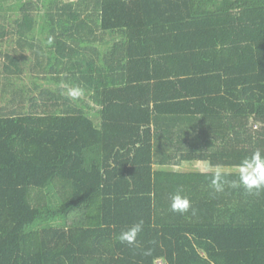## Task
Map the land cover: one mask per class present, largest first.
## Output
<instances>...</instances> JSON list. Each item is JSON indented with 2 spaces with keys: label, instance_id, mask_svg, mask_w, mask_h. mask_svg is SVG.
Returning <instances> with one entry per match:
<instances>
[{
  "label": "trees",
  "instance_id": "obj_1",
  "mask_svg": "<svg viewBox=\"0 0 264 264\" xmlns=\"http://www.w3.org/2000/svg\"><path fill=\"white\" fill-rule=\"evenodd\" d=\"M257 151L264 0H0V264H264Z\"/></svg>",
  "mask_w": 264,
  "mask_h": 264
},
{
  "label": "clouds",
  "instance_id": "obj_2",
  "mask_svg": "<svg viewBox=\"0 0 264 264\" xmlns=\"http://www.w3.org/2000/svg\"><path fill=\"white\" fill-rule=\"evenodd\" d=\"M51 42L52 39L49 38L48 43ZM66 94L72 99H78L80 96L83 95V90L79 87H76L69 89ZM241 167L244 168L245 171L240 176V184H242L249 190L264 186V155H261V153L257 151L253 154L251 159L249 161L244 162ZM219 179L220 177L219 175H217L212 181L213 185H216ZM169 200L170 208L174 212L184 213L187 212L190 208L189 199L186 196L182 195L179 190L173 194H170ZM142 231L143 220L121 230L117 239L121 243L133 245L136 243L137 237Z\"/></svg>",
  "mask_w": 264,
  "mask_h": 264
},
{
  "label": "crops",
  "instance_id": "obj_3",
  "mask_svg": "<svg viewBox=\"0 0 264 264\" xmlns=\"http://www.w3.org/2000/svg\"><path fill=\"white\" fill-rule=\"evenodd\" d=\"M63 1H65V2H70V3H73V2H75V1H77V0H63ZM19 6H21V4H19ZM38 37H39V35H37ZM39 39H41L40 37H39ZM211 55V57H205L206 58V60L205 61H207V60H210V58H212V57H214L215 55H212V54H210ZM211 61V60H210ZM207 61L206 63H199V65H197V66H193V68L194 69H198V70H208V69H210V70H212L213 68H214V64H213V61ZM215 70H217V68H215L213 71H215ZM193 72V75H184L182 78H180V77H176V79H181V82H182V86H183V84H188V87H190V89H188L187 88V90L184 88V89H182V87H178V86H176V88L174 89H170V90H167L164 94H154L155 96H161V95H174V94H182V93H184V92H187V91H189V92H193V91H197V90H199V89H197L198 87L199 88H202V86H203V84H204V87H205V89H213V88H217V80H216V77H214V76H211V78H213L214 77V80L212 81L215 85H211V84H209V87H207V85H206V81H204L205 79H203V78H194V77H196V71H192ZM195 72V73H194ZM211 73H213V72H211ZM206 79H210V78H208V76H204ZM202 79V80H201ZM148 81H151L152 83L154 82V78H152V76H150L148 79H147ZM169 80V79H168ZM162 90H166V89H162ZM154 91H157L156 89H155V86H154V84H153V93H154ZM159 92V91H158ZM187 164H189V163H187ZM197 164V163H196ZM199 165V164H198ZM200 165H202V167H203V170H208V167L206 166V165H203V164H200ZM186 167V164H184L182 167H180L179 168V171H181V172H191V171H195V169H194V167L196 166V165H194L193 167H191V169L190 170H188V171H185L186 169H184L185 167ZM215 171H220V172H222V173H225V172H228L229 170H227V169H220V170H215Z\"/></svg>",
  "mask_w": 264,
  "mask_h": 264
},
{
  "label": "rangeland",
  "instance_id": "obj_4",
  "mask_svg": "<svg viewBox=\"0 0 264 264\" xmlns=\"http://www.w3.org/2000/svg\"><path fill=\"white\" fill-rule=\"evenodd\" d=\"M194 165H198V164H196V163L195 164H186V167L184 166L185 167L184 169H186L185 171L190 170L191 167H193ZM199 166H202V165L199 164ZM159 263H160V261H159Z\"/></svg>",
  "mask_w": 264,
  "mask_h": 264
},
{
  "label": "built area",
  "instance_id": "obj_5",
  "mask_svg": "<svg viewBox=\"0 0 264 264\" xmlns=\"http://www.w3.org/2000/svg\"><path fill=\"white\" fill-rule=\"evenodd\" d=\"M157 264H164V263L161 261L160 263L158 262Z\"/></svg>",
  "mask_w": 264,
  "mask_h": 264
}]
</instances>
